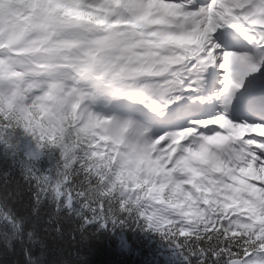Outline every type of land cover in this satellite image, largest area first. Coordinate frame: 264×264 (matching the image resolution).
Instances as JSON below:
<instances>
[{
    "label": "snow or ice",
    "instance_id": "6c2138e0",
    "mask_svg": "<svg viewBox=\"0 0 264 264\" xmlns=\"http://www.w3.org/2000/svg\"><path fill=\"white\" fill-rule=\"evenodd\" d=\"M264 264V0H0V264Z\"/></svg>",
    "mask_w": 264,
    "mask_h": 264
},
{
    "label": "trees",
    "instance_id": "16d2710c",
    "mask_svg": "<svg viewBox=\"0 0 264 264\" xmlns=\"http://www.w3.org/2000/svg\"><path fill=\"white\" fill-rule=\"evenodd\" d=\"M7 259L11 264L12 260L19 259V257L9 256ZM89 260L91 264H142L143 256L135 253L130 256H120L108 245L101 243L97 245Z\"/></svg>",
    "mask_w": 264,
    "mask_h": 264
}]
</instances>
